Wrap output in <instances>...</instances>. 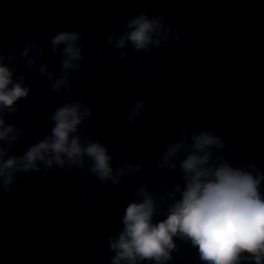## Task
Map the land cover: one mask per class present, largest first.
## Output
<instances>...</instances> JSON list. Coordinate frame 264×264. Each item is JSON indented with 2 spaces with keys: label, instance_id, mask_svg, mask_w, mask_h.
Returning <instances> with one entry per match:
<instances>
[{
  "label": "water",
  "instance_id": "water-1",
  "mask_svg": "<svg viewBox=\"0 0 264 264\" xmlns=\"http://www.w3.org/2000/svg\"><path fill=\"white\" fill-rule=\"evenodd\" d=\"M142 14L166 16L179 40L150 51L131 42L118 48L127 21ZM62 32L81 33L78 68L64 69V44L54 50L52 39ZM0 57L30 89L14 111H0L15 129L0 140L4 160L24 157L52 135L56 110L79 102L91 115L74 135L104 145L119 177L101 180L87 156L81 166L49 155L52 166L38 160L36 168L21 167L8 187L0 178V264H112L111 242L142 187L161 213L172 193L181 198L186 153L170 161L174 169L163 158L169 145H191L202 131H213L224 146L213 148V161L264 173V0H0ZM65 77L68 84L55 90ZM138 101L144 109L130 119ZM174 243L163 264H199L189 241L177 236Z\"/></svg>",
  "mask_w": 264,
  "mask_h": 264
},
{
  "label": "clouds",
  "instance_id": "clouds-1",
  "mask_svg": "<svg viewBox=\"0 0 264 264\" xmlns=\"http://www.w3.org/2000/svg\"><path fill=\"white\" fill-rule=\"evenodd\" d=\"M165 20L164 15L149 17L147 14L128 20V31L115 38L116 46L123 49L131 42L136 51H150L151 46L159 47L162 41L179 40V36H171L173 30L165 25ZM80 39L78 32H62L52 39L54 50L65 45V70L78 68L76 62L83 59ZM113 39L109 37V43ZM28 54L26 49L24 56ZM40 71L46 72V66ZM66 84L68 79L61 78L54 82L53 88L59 90ZM29 91L22 78L20 82L14 79V70L0 57V111L5 108L14 111L16 102L27 97ZM144 106V101H138L130 119L140 116ZM90 115L91 111L79 102L66 104L52 117L55 121L52 135L33 146L24 157L4 160L5 153L0 149V178L5 187L11 185L14 171L21 167L23 170L36 168L38 160L52 166L53 159H49V155L54 156L57 164L63 165L62 157L67 156L68 160L81 166L87 156L94 161L92 171L101 180L112 179L119 183V177L113 174L108 149L98 142L82 143L81 137L74 135L85 117ZM14 131V127H6L0 117V140L9 138ZM192 141L191 145L185 141L169 145L163 158L164 163L174 169L176 164L170 161L181 152L186 153L180 165L185 186L176 189L181 198L176 199V193H172L173 202L161 213L156 198L146 186L142 187L139 190L141 199L126 208L124 229L119 239L111 242L117 253L112 264H138L146 259L163 264L171 259V252L176 248L174 237L177 236L189 241L196 250L199 264H242V261L264 264V192L261 189L264 173L254 165L244 170L233 169L221 157L213 161V148L224 147L213 131H202L194 135ZM119 175H124L123 168ZM161 214L165 218L156 221Z\"/></svg>",
  "mask_w": 264,
  "mask_h": 264
}]
</instances>
